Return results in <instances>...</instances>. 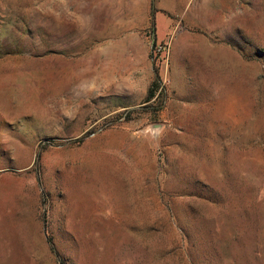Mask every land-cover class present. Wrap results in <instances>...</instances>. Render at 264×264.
Masks as SVG:
<instances>
[{
  "label": "rangeland",
  "instance_id": "rangeland-1",
  "mask_svg": "<svg viewBox=\"0 0 264 264\" xmlns=\"http://www.w3.org/2000/svg\"><path fill=\"white\" fill-rule=\"evenodd\" d=\"M0 264H264V0H0Z\"/></svg>",
  "mask_w": 264,
  "mask_h": 264
},
{
  "label": "water",
  "instance_id": "water-1",
  "mask_svg": "<svg viewBox=\"0 0 264 264\" xmlns=\"http://www.w3.org/2000/svg\"><path fill=\"white\" fill-rule=\"evenodd\" d=\"M166 127L167 125L163 122H155L146 125L143 128V131L148 133L153 141H157L165 131Z\"/></svg>",
  "mask_w": 264,
  "mask_h": 264
},
{
  "label": "trees",
  "instance_id": "trees-1",
  "mask_svg": "<svg viewBox=\"0 0 264 264\" xmlns=\"http://www.w3.org/2000/svg\"><path fill=\"white\" fill-rule=\"evenodd\" d=\"M159 86H160V81H159V78L157 77V78L154 80V82H153V86H152V87L150 88V90H149V94H148V97H147L148 101H150V100L154 97V95H155V90H156V88L158 89Z\"/></svg>",
  "mask_w": 264,
  "mask_h": 264
}]
</instances>
